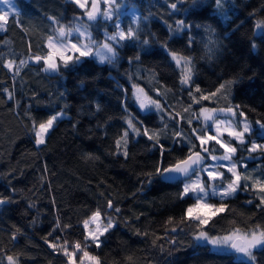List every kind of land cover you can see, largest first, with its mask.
I'll return each instance as SVG.
<instances>
[{
	"label": "trees",
	"instance_id": "1",
	"mask_svg": "<svg viewBox=\"0 0 264 264\" xmlns=\"http://www.w3.org/2000/svg\"><path fill=\"white\" fill-rule=\"evenodd\" d=\"M16 3L22 27L10 19L7 30L0 31V196L11 198V202L0 205V264H8L9 255L18 257L19 264H68V257L50 248L49 243L72 242L63 225H82L97 209L117 222L102 237L103 242L112 244L114 264H239L234 254H222L221 258L208 254L210 246L193 248L195 222L182 220L185 209L194 201L179 198L182 182L154 178L148 183L144 174L154 171L160 157L159 145L153 147V142L144 136H130L125 158L115 154V140L126 128L122 104L126 101L144 125L161 130L160 143L167 149V164L188 153V145L174 142L173 134L182 129L185 136H190L187 120L192 118V112L198 113L202 105L216 108L228 104L223 98L192 104L187 88L179 84L174 62L160 47L159 41L163 40H169L173 50L194 58L193 88L199 85L209 93L225 80L239 78L231 103L240 105L254 129L253 135L260 140L256 121L264 122V34L254 37L253 28L256 20L264 19V0H226L221 14L214 10L213 0H204L202 12L188 15L189 21L211 24L216 30L218 46L211 55L206 54L204 45L209 37L202 28L193 27L191 47L187 33L169 39L165 21L174 25L184 14L170 16L165 0H129L138 14H151L140 25L141 39L155 34L150 46L142 50L130 41L118 49L115 65H101L93 58H85L80 64L62 67L59 73L42 71V61H29L14 76L2 61L11 59L18 64L29 55L46 54V36L56 27L48 17L67 24L81 13L69 0ZM124 11L130 18L131 7ZM103 30V21L93 26L97 40H103ZM253 42L257 44L255 50ZM138 52L140 60L132 59L130 63ZM133 83L159 99L167 111L180 113L184 120H168L165 116L169 127L164 129L154 110L140 112L132 98ZM4 89L13 94L12 99ZM97 104L100 111L96 110ZM189 105L191 111L184 112ZM61 110L66 117L55 123L45 144L37 147L33 121L38 124ZM192 127L201 128L202 121L193 119ZM248 146L237 145L235 159L246 158L247 173L259 176L264 172V154L256 152L252 154L254 159L248 158ZM85 153L93 158L86 159ZM222 153L223 149H219L216 154ZM109 200L113 209H108ZM248 200L252 203L248 204ZM210 203L218 204L219 200ZM227 204L229 210L205 226L211 235H223L233 228L246 230L256 224L264 226V210L257 208L255 193L241 190ZM116 207L119 213L114 211ZM57 219L60 228H56ZM172 228L177 231L172 232ZM255 254L259 264H264V250Z\"/></svg>",
	"mask_w": 264,
	"mask_h": 264
},
{
	"label": "snow or ice",
	"instance_id": "2",
	"mask_svg": "<svg viewBox=\"0 0 264 264\" xmlns=\"http://www.w3.org/2000/svg\"><path fill=\"white\" fill-rule=\"evenodd\" d=\"M70 3L81 9V13L73 17V20L67 24L60 23L54 17H48L49 20L56 25L52 29L51 34L46 36L44 47L48 49L44 55H29L27 59H21L19 63L15 60L2 61L3 67L8 69L15 75H19L22 67L26 66L29 61L40 63L43 62L42 71L48 73H59L61 68H68L72 65L80 64L85 58H93L98 64L115 65L119 59L118 49L128 42H135L143 48L150 46L151 38L155 34H146L141 39L142 31L140 25L147 22L151 16L138 14L134 5H130L129 0H69ZM169 15L183 13L184 18L176 19L174 25L167 23L169 39L180 33L188 34V47L193 44L192 29H203L207 33L209 39L204 47L206 54L211 55L218 46L215 39L216 30L211 24L193 23L187 19L190 14L202 12L205 3L204 0H165ZM226 0H213L214 10L219 12L225 6ZM0 5L4 6V10H0V31H6L10 19H15L18 26L20 24L19 17L21 12L17 9V5L13 0H0ZM131 7V22L127 28L122 26V13L125 8ZM252 15H255L253 13ZM86 18V19H85ZM225 18H227L225 14ZM104 23L103 40H97L92 32L93 26ZM114 28L109 32L108 26ZM264 34V19L256 20L253 28L254 37ZM161 49L168 55L170 60L174 62L176 69L179 71V84L182 88H187L188 95L192 104H199L201 101H211L213 98H223L228 101L227 106L209 108L201 106L199 112H192V118L187 120L191 128L190 136H185L182 129L174 132L173 139L176 143H186L188 145V153L183 157H178L172 162L165 164V152L167 149L160 143L161 130L150 129L144 125L134 115L123 101L126 116L123 117L126 128L115 140L117 155L122 154L128 157L127 146L130 136H144L153 142V147L159 145L160 157L155 165L154 171L145 173L147 181L151 184L155 179L162 182L180 181L182 189L179 193L181 200L187 198L194 201L184 212L182 222H195V230L191 233L194 242L193 248H208L210 256H219L222 254H234L239 264H259L256 251L264 250V226L256 224L246 230L233 228L223 235H211L205 228L206 225L216 216L229 210L227 201L233 198L241 190L255 193L259 200L257 208L264 210V172L259 176L247 173V164L244 162L246 158L242 157L240 161L235 159L238 146L249 145L246 150L249 154L248 158L254 159L253 153L260 152L264 154V143H258L256 140L249 142L254 131L252 125L248 122L245 113L240 110V105L231 103L232 91L240 82L238 77H233L220 83L215 91L205 93L199 85H194L195 65L194 58L185 55L183 52L173 50L169 47V40L159 41ZM253 50L257 48V44H251ZM140 60L138 52L134 58ZM131 80V77H129ZM83 83V82H81ZM8 93L9 99L13 98V94L4 89ZM199 94V95H197ZM63 95V94H62ZM157 96L161 93L157 90ZM132 98L140 112H152L153 110L159 115L160 121L167 129L169 125L165 122V116L168 120L176 121L184 120L180 113L167 111L165 106L159 99H154L148 95L138 84H132ZM191 105L184 109V112L191 111ZM96 110L100 111V105H96ZM237 113L242 120L237 121ZM66 113L61 110L50 115L46 120L38 124L33 121L32 132L35 137L37 147L45 144L46 136L54 127L55 123L64 118ZM193 119L202 121V127H192ZM259 130V138L264 139V122L256 121ZM75 127V125H74ZM227 136L228 139L224 137ZM194 138V140H193ZM195 141H198L197 144ZM214 142V144H213ZM235 142V144L233 143ZM219 149H223V153L217 155ZM86 159H92L90 153H85ZM98 159V157H96ZM208 161H211L209 163ZM226 162V163H225ZM243 169V171H242ZM211 200H219V203H210ZM11 202L10 197L0 196V205ZM248 204L252 200L247 201ZM31 206V205H30ZM108 209H113V202L108 201ZM116 213L120 209H114ZM172 218L169 217V222ZM84 228V241L69 242L64 240L62 244L59 242L49 243V247L53 250L62 251L68 257V264H77L75 257L79 253H83L79 257V264H84L85 258L92 264H100L97 256L91 255L86 248L89 243H93L97 248L101 247L105 236L111 229L116 227L117 222L112 216L105 215L100 209L94 211L91 216L82 221ZM59 219L56 222V228H60ZM70 225H63V228H69ZM176 232V228L171 229ZM55 231V229H54ZM139 234V233H138ZM51 235V233H49ZM147 235V233H145ZM16 239L15 234L12 237ZM59 238H57V241ZM48 243V241H45ZM155 244V241L153 242ZM171 243H175L173 239ZM71 249V250H70ZM163 250V249H162ZM8 264H19L18 257L7 256Z\"/></svg>",
	"mask_w": 264,
	"mask_h": 264
},
{
	"label": "rangeland",
	"instance_id": "3",
	"mask_svg": "<svg viewBox=\"0 0 264 264\" xmlns=\"http://www.w3.org/2000/svg\"><path fill=\"white\" fill-rule=\"evenodd\" d=\"M13 2L17 5V9L19 10V5L16 3V0H13ZM0 10H4V6L3 5H0ZM219 13L221 14L220 11H219ZM126 14H127V11L126 12L123 11L122 16H121L122 26L124 28H127L128 25L131 22V17L129 18L128 16H126ZM108 30H109V32H112V31H114V28L111 27ZM206 107H208V106H206ZM209 108H214V107H209ZM57 112H59V111H57ZM66 115H67V113H66ZM66 115H65V117H66ZM242 119H243V117H240L239 114L237 113L236 120L240 121ZM248 122H249V120H248ZM257 133H258V136H259V131ZM249 140L250 141L251 140H256L258 143H264V139H260L259 140L255 135H253V133L249 137ZM65 233H66V236H68V239H71L72 242H74V241H81L82 242V240L84 239V235H85L83 224L82 225H78V226H72L71 228H68L65 231ZM101 240H102V237H101ZM68 241L71 243L70 240H68ZM86 250L91 255L97 256L99 258V260H100V264H114V255H113L112 244H109L108 242L104 241L103 244L101 245V247L97 248L95 244L89 243L88 247L86 248ZM82 255H83V253L81 252V253L77 254V256L75 257L77 263H79V257L82 256ZM84 264H92V262L89 261L87 258H85Z\"/></svg>",
	"mask_w": 264,
	"mask_h": 264
},
{
	"label": "water",
	"instance_id": "4",
	"mask_svg": "<svg viewBox=\"0 0 264 264\" xmlns=\"http://www.w3.org/2000/svg\"><path fill=\"white\" fill-rule=\"evenodd\" d=\"M170 182H172V181H170ZM77 264H79V263H77Z\"/></svg>",
	"mask_w": 264,
	"mask_h": 264
},
{
	"label": "built area",
	"instance_id": "5",
	"mask_svg": "<svg viewBox=\"0 0 264 264\" xmlns=\"http://www.w3.org/2000/svg\"><path fill=\"white\" fill-rule=\"evenodd\" d=\"M75 242V241H74Z\"/></svg>",
	"mask_w": 264,
	"mask_h": 264
}]
</instances>
